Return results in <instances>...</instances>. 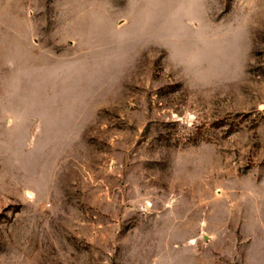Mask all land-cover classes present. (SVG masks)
<instances>
[{"label":"rangeland","instance_id":"374dc122","mask_svg":"<svg viewBox=\"0 0 264 264\" xmlns=\"http://www.w3.org/2000/svg\"><path fill=\"white\" fill-rule=\"evenodd\" d=\"M0 264H264V0H0Z\"/></svg>","mask_w":264,"mask_h":264}]
</instances>
